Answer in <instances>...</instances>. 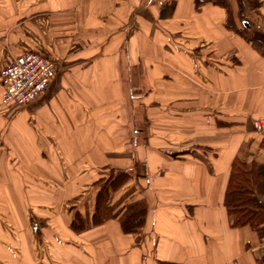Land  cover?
Instances as JSON below:
<instances>
[{
    "label": "crops",
    "instance_id": "crops-1",
    "mask_svg": "<svg viewBox=\"0 0 264 264\" xmlns=\"http://www.w3.org/2000/svg\"><path fill=\"white\" fill-rule=\"evenodd\" d=\"M240 2L264 21V0H0V70L27 49L56 62L26 106L1 104L0 76V264H264L223 202L235 158L264 164V39ZM119 172L117 215L91 223Z\"/></svg>",
    "mask_w": 264,
    "mask_h": 264
},
{
    "label": "trees",
    "instance_id": "trees-1",
    "mask_svg": "<svg viewBox=\"0 0 264 264\" xmlns=\"http://www.w3.org/2000/svg\"><path fill=\"white\" fill-rule=\"evenodd\" d=\"M127 174L119 172L116 176L109 175L101 184L96 194L95 209L90 222L97 224L103 219L117 215L105 206L109 191L116 189L125 181ZM264 181V164L243 162L238 158L232 163L224 192V206L231 226L249 225L259 235L264 236V203L256 196V184ZM264 187V182H262ZM145 217L143 204L129 205V212L122 216L121 227L124 232H133L139 228ZM89 222V223H90ZM74 230L85 228L83 216L76 212L72 221Z\"/></svg>",
    "mask_w": 264,
    "mask_h": 264
},
{
    "label": "built area",
    "instance_id": "built-area-1",
    "mask_svg": "<svg viewBox=\"0 0 264 264\" xmlns=\"http://www.w3.org/2000/svg\"><path fill=\"white\" fill-rule=\"evenodd\" d=\"M56 71L54 58L37 50L27 49L12 58L0 70L1 104L26 106L35 101L49 86ZM257 131L264 129L262 118L253 121Z\"/></svg>",
    "mask_w": 264,
    "mask_h": 264
},
{
    "label": "rangeland",
    "instance_id": "rangeland-1",
    "mask_svg": "<svg viewBox=\"0 0 264 264\" xmlns=\"http://www.w3.org/2000/svg\"><path fill=\"white\" fill-rule=\"evenodd\" d=\"M247 2V1H246ZM240 8L238 9L240 14V21L243 20V22H245L246 24L244 25L243 23H239V27L241 29H244V27H248V29L250 28L251 31V36L254 38H258V39H264V25L263 22L262 23L257 19L259 16L257 15V13H252V15L250 17H248L247 12L251 9L253 10V8H249V10H244V4H242V2L239 3ZM249 6L248 4H246V7ZM251 14V13H250ZM254 19V21H252ZM257 19V20H256ZM263 20V19H262ZM6 64V63H5ZM260 119V118H259ZM256 120V119H255ZM253 130L257 131L252 123ZM239 159V158H238ZM140 204V203H139Z\"/></svg>",
    "mask_w": 264,
    "mask_h": 264
}]
</instances>
